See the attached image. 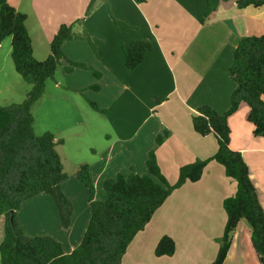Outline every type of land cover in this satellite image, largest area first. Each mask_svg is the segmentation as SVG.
<instances>
[{"label":"crops","instance_id":"1","mask_svg":"<svg viewBox=\"0 0 264 264\" xmlns=\"http://www.w3.org/2000/svg\"><path fill=\"white\" fill-rule=\"evenodd\" d=\"M8 2L27 15L26 25L38 60L48 57L47 44L50 46L61 25L75 24V36L63 43L62 50L70 61L86 67L67 71L69 63L63 59L52 84L55 90L68 95L80 92L83 99L96 101L104 111L93 110L104 115L97 118L81 108L85 116L91 117L90 125L92 121L103 123L96 138L106 136L108 140L104 146L89 145L92 157L87 162H75L89 163L98 194L106 180L116 179L119 174L148 175L147 159L152 150H156L161 171L170 184L176 183L182 166L212 157L218 149L216 138L196 134L192 115L205 105L220 114L229 109L236 88L229 74L235 49L242 37L264 34V6L238 9L236 0L205 24L200 19L207 0H111V9L108 0H99L88 15L89 0ZM114 17L119 20L121 32ZM78 20L82 22L77 23ZM146 35L152 38V50L139 67L130 70L125 64L122 43ZM2 43L1 104L19 103L25 99L29 87L9 62L11 48L1 52ZM94 85L98 89H93ZM45 93L32 108L36 124L35 110L38 114L43 112L40 102ZM107 96L110 98L105 101ZM155 96L165 100L156 104ZM53 105V109L59 106L63 111L66 109L65 104ZM247 112L248 108L242 107L229 119L230 148L244 155L264 206V138L253 134ZM107 130L112 135H106ZM45 131L63 140L57 150L66 148L68 142L64 138L54 130ZM159 136L163 137V143L157 146ZM62 161L64 165L63 158ZM72 177L77 181L76 191L70 190V185L66 187L69 175L61 184L73 208L68 228L63 226L58 207L49 194L36 196L17 213L28 237L51 236L62 244L65 253L78 247L90 221L88 189L76 173ZM236 191L237 183L226 176L224 168L210 162L200 181L187 182L168 197L130 244L122 264H213L227 221L223 203ZM76 194L84 197L78 198ZM79 201L84 204L78 209ZM3 222L5 225V219ZM165 235L175 240L176 252L172 257H156L157 243ZM224 264H260L251 229L244 220L234 233Z\"/></svg>","mask_w":264,"mask_h":264},{"label":"trees","instance_id":"2","mask_svg":"<svg viewBox=\"0 0 264 264\" xmlns=\"http://www.w3.org/2000/svg\"><path fill=\"white\" fill-rule=\"evenodd\" d=\"M87 15L98 0H89ZM140 2L142 0H136ZM111 9V0H108ZM233 0H207L200 19L205 24L216 17L220 9L229 8ZM235 6L262 7L264 0H236ZM120 32L118 18L114 17ZM27 15L19 12L8 0H0V43L11 39V58L16 72L30 88L22 103L0 106V216L5 217L4 238L0 244L1 264H122L130 244L143 231L168 197L185 183H196L212 161L220 164L226 176L237 183V191L227 198L223 207L227 221L220 247L213 264H224L234 233L241 221L251 229L252 244L264 264V206L255 186L250 168L239 151L230 148L229 119L242 107H247V121L253 134L264 138V34L242 37L235 49L229 74L236 88L229 109L220 114L210 106H201L192 115V127L201 137L213 135L218 149L205 160L197 159L180 168L175 184H170L158 163L156 150L149 153V174H119L104 182L106 197L96 200V188L89 164H80L76 177L89 192L90 221L81 243L71 253H65L60 242L51 236L28 237L17 213L21 207L40 194L54 199L62 224L68 228L73 208L61 184L68 178L56 147L63 143L51 132L37 135L32 108L43 96L46 83L53 79L61 60L68 61L67 71L86 66L70 61L62 50L66 40L75 36V24H63L50 43V54L44 60L34 55L33 40L28 31ZM78 20L77 23H81ZM125 64L130 70L139 67L152 50V38L123 42ZM95 76H99L94 72ZM98 89V86H93ZM165 98L155 96L160 104ZM92 109L102 111L95 102ZM163 137L157 139V146ZM176 242L163 236L155 248L156 257H172Z\"/></svg>","mask_w":264,"mask_h":264},{"label":"rangeland","instance_id":"3","mask_svg":"<svg viewBox=\"0 0 264 264\" xmlns=\"http://www.w3.org/2000/svg\"><path fill=\"white\" fill-rule=\"evenodd\" d=\"M99 1V0H98ZM3 48L1 49V52H4V48L9 51L11 48V39L7 38L3 41ZM47 44V49L50 48ZM41 49L44 50L43 46L41 45ZM50 51V50H49ZM50 54V53H49ZM10 64H12L13 68V61L11 58H9ZM24 83V81L22 80ZM48 82V90L45 91V99H43L40 104L43 106V112H37V109L35 110V115L38 117L37 124L34 122V128L35 133L37 135H42L46 131H55L56 135H59L61 138H64L68 143L66 145V148L64 149L63 147L59 148L57 151L59 154H62V158L64 159V170L65 172L71 177V179L68 181L66 187L70 185V190H77V181H74V174L77 172V168L80 165V163H75L77 161H82V162H87L89 159H91V151L88 147L89 145H92L93 148H95L97 145H105L106 141L108 140L105 136H99L97 137V133L99 132L100 128H103V123H97L92 121L91 123V117L90 116H85V112L81 110L83 109L86 111L87 114L92 115L96 114L90 106V104L87 102V100L79 94V93H69V95L64 92V91H57L54 89L53 84H52V79H49ZM26 84V83H24ZM28 86V85H27ZM95 86V85H94ZM29 87V86H28ZM30 88V87H29ZM94 89V88H93ZM46 90V89H45ZM67 90V89H66ZM104 94V93H103ZM90 95V96H89ZM89 97H92V94L89 93ZM26 97V96H25ZM97 97V96H95ZM105 97V95H104ZM103 97V100L105 99ZM109 96H107L106 100H109ZM90 99V98H89ZM92 99L88 100L91 101ZM24 101V100H23ZM22 101V102H23ZM94 101V100H92ZM19 102V103H22ZM96 102V101H95ZM2 101L0 100V106H7L4 104H1ZM53 103L56 104H65L66 109L63 111L60 108H54L53 109ZM17 104V103H13ZM11 105V104H8ZM89 105V106H88ZM103 114V113H102ZM76 115V116H75ZM94 117L99 118L100 116L104 115H92ZM104 118V117H101ZM35 119V118H34ZM90 122V123H89ZM91 126V127H90ZM45 131V132H44ZM107 132V133H106ZM105 134L108 135L112 133V131H106ZM53 133V132H52ZM85 135H84V134ZM104 134V135H105ZM112 135V134H110ZM97 142H96V140ZM85 145V147H84ZM78 147V149H77ZM101 147L99 146L97 150H99ZM77 149V150H76ZM87 150V152H86ZM76 152V153H75ZM84 164V163H81ZM89 164V163H87ZM83 191V190H82ZM78 198L84 197L79 194L75 195ZM105 193L104 189L100 190V194H98V190L96 189V195L95 199L96 200H101L104 199ZM84 202L79 201L76 202V208H80L83 206ZM4 216H0V244L4 238ZM142 232V231H141ZM139 232V233H141ZM138 233V234H139ZM155 253V252H154ZM148 263V262H147ZM1 264V260H0Z\"/></svg>","mask_w":264,"mask_h":264}]
</instances>
